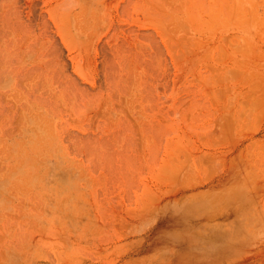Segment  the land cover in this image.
Returning <instances> with one entry per match:
<instances>
[{
	"label": "rangeland",
	"instance_id": "1",
	"mask_svg": "<svg viewBox=\"0 0 264 264\" xmlns=\"http://www.w3.org/2000/svg\"><path fill=\"white\" fill-rule=\"evenodd\" d=\"M0 264H264V0H0Z\"/></svg>",
	"mask_w": 264,
	"mask_h": 264
}]
</instances>
